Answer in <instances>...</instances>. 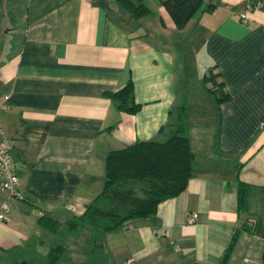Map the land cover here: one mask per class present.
I'll list each match as a JSON object with an SVG mask.
<instances>
[{
	"label": "crops",
	"instance_id": "crops-1",
	"mask_svg": "<svg viewBox=\"0 0 264 264\" xmlns=\"http://www.w3.org/2000/svg\"><path fill=\"white\" fill-rule=\"evenodd\" d=\"M145 4L137 18L120 0L1 1L0 122L21 197L0 179V208L10 207L0 264H48L55 237L39 219L83 214L104 188L107 152L166 140L161 128L182 106L193 176L155 215L104 234L112 264H264V0H204L183 28L162 0ZM186 38L230 94L220 104L211 94L209 116L179 100L175 47ZM130 81L136 113L108 95Z\"/></svg>",
	"mask_w": 264,
	"mask_h": 264
},
{
	"label": "trees",
	"instance_id": "trees-1",
	"mask_svg": "<svg viewBox=\"0 0 264 264\" xmlns=\"http://www.w3.org/2000/svg\"><path fill=\"white\" fill-rule=\"evenodd\" d=\"M120 1L137 18L151 12L145 0ZM162 3L176 26L183 28L202 10L204 0H162ZM212 7L210 4L207 10ZM214 69L211 68L203 79L209 93L220 104L227 101L230 94L220 72ZM108 95L119 109L128 113H136L141 108L132 81ZM160 132L167 133L166 140H139L107 152L104 188L83 214L63 221L46 216L39 219L55 237L48 264H112L104 245V234L131 220L155 215L162 202L187 188L193 176L196 154L191 146L186 107L172 114ZM248 193L247 184L241 181L239 203L242 208L247 205Z\"/></svg>",
	"mask_w": 264,
	"mask_h": 264
},
{
	"label": "rangeland",
	"instance_id": "rangeland-1",
	"mask_svg": "<svg viewBox=\"0 0 264 264\" xmlns=\"http://www.w3.org/2000/svg\"><path fill=\"white\" fill-rule=\"evenodd\" d=\"M182 35L187 37V32L183 31ZM181 35V37H183ZM182 40V39H181ZM192 38H186L185 42L181 41L176 44L175 50L178 52V80H179V100L181 102L191 101H201L198 103L199 113H204L209 116L208 113V99L212 97L207 90V86L204 83V75L209 72L202 70L200 61H195L192 58ZM178 47V48H177ZM206 125V124H205ZM211 127V125H206V128ZM224 162V160H221ZM228 165L234 166L235 162L233 160L226 161Z\"/></svg>",
	"mask_w": 264,
	"mask_h": 264
},
{
	"label": "built area",
	"instance_id": "built-area-1",
	"mask_svg": "<svg viewBox=\"0 0 264 264\" xmlns=\"http://www.w3.org/2000/svg\"><path fill=\"white\" fill-rule=\"evenodd\" d=\"M7 108L3 101H0V112L2 109ZM7 138L0 122V179L1 187L5 191L9 192L13 197H21L19 186L20 177L15 169L13 158L10 154L9 147L7 145ZM9 205L4 204L0 208V220L6 218L7 212H9ZM192 221V219H191Z\"/></svg>",
	"mask_w": 264,
	"mask_h": 264
}]
</instances>
